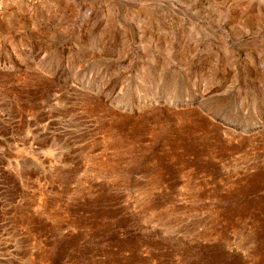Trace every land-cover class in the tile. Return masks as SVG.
I'll return each mask as SVG.
<instances>
[{
	"label": "rangeland",
	"instance_id": "1",
	"mask_svg": "<svg viewBox=\"0 0 264 264\" xmlns=\"http://www.w3.org/2000/svg\"><path fill=\"white\" fill-rule=\"evenodd\" d=\"M0 264H264V0H0Z\"/></svg>",
	"mask_w": 264,
	"mask_h": 264
}]
</instances>
